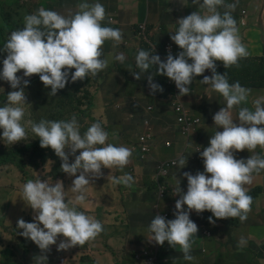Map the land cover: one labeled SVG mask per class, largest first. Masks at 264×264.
<instances>
[{"label": "clouds", "instance_id": "9594fccd", "mask_svg": "<svg viewBox=\"0 0 264 264\" xmlns=\"http://www.w3.org/2000/svg\"><path fill=\"white\" fill-rule=\"evenodd\" d=\"M192 3L202 11H193L177 20L178 30L170 38L182 51L175 57L165 44L152 54L142 44V38L146 37L140 34V40L129 37L122 41L120 29L125 28L115 20L105 2L88 3L85 0L73 13H66L51 2L46 6L51 10L37 5L25 14L23 24L19 22L9 30L0 48L6 53L0 72L2 145L3 142L14 145L28 138L22 123L24 106L28 105L24 89L29 86V80L25 78L38 75L42 88H47L46 96L54 97L69 85L95 81L99 75L116 68L118 62L125 70L129 69L136 80H141V74L149 72L152 67L157 75H161L160 80L147 75L146 85L137 91L141 99L133 98L125 105L118 102L113 106L115 111L127 112L134 118L135 129L129 132H134L137 127L142 129L134 132L135 144L121 141V134L116 130L115 139L110 137L116 145L108 143L109 134L99 122L92 123L81 134L74 115L42 119L39 123L28 121L40 147L54 151L47 154L43 169L50 164L48 174L69 178L73 182L65 191L62 181L53 184L48 179L37 178L28 180L20 189L22 204L28 212L31 208L34 216L33 222H25L22 218L16 222L18 229L22 230L18 234L38 247L31 246L26 264H54L55 257L46 256V253L50 246L57 244L60 236L64 239L57 250L64 252L94 241L103 232V225L77 207L87 201L89 188L99 187V182L93 179H111L116 185L130 188L134 183L132 175L125 173L114 177L109 175L110 169L124 170L131 164L136 170V161L140 166L147 156L159 155L163 148L175 151V157L157 161L150 174L153 193L147 192L146 198L150 201L156 197L163 199L154 192L153 185L156 184L166 187L164 200L168 202L164 210L155 213L146 224V242L155 249L154 252L146 248L153 253L151 261L141 259V254L148 253L145 249L133 255L137 259L133 258L135 263L153 264L160 252L170 255L164 261L170 260L171 264H189L204 248L205 235H223L233 224L251 220L260 197L255 193L250 196L248 192L254 188L248 190L246 186L252 184L254 174L264 171V156L257 152L248 159L244 154L243 159H236L234 153L244 150L255 153L258 147L264 150V98L254 101V110L242 106L248 102L251 90L238 81L230 84L233 80L229 76L231 69L256 59L252 51L248 53L239 35L250 26V19L244 16L237 25L232 15L233 11L238 14L237 5L225 3V0H192ZM220 8L224 9L223 13ZM246 12L243 10L242 14ZM250 13L252 15L253 11ZM217 61L225 69L219 68ZM135 66L140 70L137 73L132 71ZM206 70L209 71L205 73ZM21 71L22 77L17 75ZM197 76L202 79L201 84L210 85L211 90L218 93V102L223 98L225 106L216 113L210 105L208 117L192 110L169 121L166 115L176 111L177 90L181 97L190 95L189 86ZM4 81L13 91L8 93ZM164 93L166 98L162 101L167 103V112L166 118L162 117V133L158 135L153 121L161 117L156 115V105L158 95ZM142 100L148 103L144 104ZM130 103L141 112L129 113L127 106ZM236 108L239 110L234 119L233 109ZM199 132L204 133V141L196 140ZM164 133L170 137L163 138ZM188 147L199 152L197 161L189 160ZM187 166L193 174L186 170ZM140 167L143 176L144 167ZM172 178L177 180V186L169 198L168 183ZM177 178H182L181 186ZM101 192L104 191L99 194ZM68 193L73 194L71 198ZM96 198L92 196L91 199L96 202ZM222 227H228L227 231L223 233ZM209 242L217 243L211 239ZM244 243L242 239L240 245ZM88 254L92 260L84 264H107L98 244L90 247Z\"/></svg>", "mask_w": 264, "mask_h": 264}, {"label": "rangeland", "instance_id": "374dc122", "mask_svg": "<svg viewBox=\"0 0 264 264\" xmlns=\"http://www.w3.org/2000/svg\"><path fill=\"white\" fill-rule=\"evenodd\" d=\"M107 1L109 2V0ZM159 1H164L168 4L160 5L157 13L154 15L153 30L151 31L152 36L150 35V32L146 33L143 28L136 26V29L138 30L141 37L144 35L150 38L155 37V42L157 44L155 46L156 49H161L163 44L169 43V41H164L168 37V34L165 33L172 31L174 25L177 22V13L178 11L183 10L185 5V2H182V0ZM152 2L153 0H138L136 3H133L131 8L134 10H136L137 4L141 3V21L146 18L147 11L150 10V4ZM18 3L24 7L22 11L23 15L19 16V21L23 24L24 17L26 16L25 14L28 11L42 3L44 6H48L50 4V0H18ZM16 6V2L7 3L6 0H0V14L2 11H8L15 8ZM118 6H125V2H119ZM260 9L261 7L259 6L253 7L251 10L253 12H257ZM165 16L168 17V21L165 27H163L162 19ZM120 31L122 34H128L126 29H120ZM8 33L9 31L7 32V35ZM239 35L241 37L242 43L246 46L249 53L254 49L250 46L249 33H239ZM126 40L128 39H125L124 41ZM167 47L174 57L177 56L180 51H182L176 44L175 46L171 45ZM175 51L178 52L174 53ZM168 53L169 51L166 53V58ZM189 63H191V61H189ZM218 63L219 62L217 61V66ZM208 71L209 70H206L205 73ZM132 74L133 73L126 68L124 73L125 79L138 85L136 92H134L131 97H129V93L132 90L130 85V88L125 91L124 96L115 98V94L121 89L122 84L124 83L123 77L120 76L119 70L115 67L99 75L95 81L91 80V85L88 88L87 95H82V110H85L87 113L85 115L79 116V118L84 119L85 121L93 118L99 120L102 123H105L107 119L111 126L110 137L112 140L115 139L116 130L121 134L119 137L121 141L135 144L137 140L134 136V132L139 130L142 131V129L137 127L134 132L128 131L125 135L122 134L124 127L131 125L134 118H132L127 112H122L120 113V117L117 120V124L109 119V114L111 112H121L114 110L113 106L116 103L120 102L122 105H125L130 99H141V95L137 91H139L141 86L145 83L147 76L141 74V80H136ZM17 75L22 77L23 72H19ZM34 78V76L31 77V79ZM119 79L122 82L121 84L118 82ZM153 79L155 80V78ZM24 91L27 97V103L30 101L28 87L25 88ZM108 91H110V93H108ZM258 93L264 95V90H260ZM201 95L209 96L211 94L209 91H206L201 93ZM52 97L53 96H47L48 99H51ZM214 99L215 97L211 99V103L214 101ZM142 101L144 104L148 103L147 100ZM24 110L25 116L22 123L25 125L26 118L31 115V111L28 109V105L24 106ZM33 116L37 121H40L42 119H50L53 114L48 108H44L40 111L33 110ZM70 116L73 115L66 114L60 118ZM166 116L168 119L169 114ZM163 121L164 119H162V117H156V119L153 121L154 130L158 135H161L162 133L161 123ZM162 137L168 138L170 135L168 133H164ZM27 144V140L16 143L14 146H3L0 144V239H2L1 242L3 243L4 247L6 245H11V243L17 244L20 242L19 238L21 237L18 234L20 230L18 229L17 223L15 222L21 218L25 222L33 221V210L29 208L31 216H25L26 208L20 201V189H22V184L29 180V177L31 176L40 177L51 170V165L46 164L43 170L26 168V173L24 174L6 160H3L8 157V152L10 149H15L16 147L21 148L22 146L27 147ZM2 150L6 151L3 155H1ZM15 150H17V148ZM256 152H258V155L264 156V150L260 149L259 147L257 148ZM30 154L31 150H29L27 147V153H24L23 155L29 156ZM250 155H253V153L247 152L244 154L247 159ZM174 157L175 151L164 148L161 149L159 155L153 154L151 156H147L145 162L140 164V166L144 167L143 176L141 167L138 166V161H136V170L132 168L131 164L124 170L110 169L109 175L114 177H119L125 173L132 175L134 178V183L130 188L122 184L116 185L111 182V179H93L94 181L99 182V187L88 189L86 193L87 201L82 204V209L86 215L92 216L95 219H104L105 225L107 226V230L105 231L107 237L98 243V247L101 251V256L106 259L107 264H147L145 261L135 263L133 261V255L135 253L139 254L146 248L155 252V249H153V247H151L146 242V224L151 218L154 217L155 213L162 212L164 210L166 202H168L164 200L166 197V187L155 185L154 192L163 198L160 200H158L156 197L154 201H150L146 198V193L149 191L153 193V190L151 189L152 183L150 180V174L157 161L160 159H171ZM188 157L192 162H195L199 159L197 151L190 147H188ZM185 168L191 174H193L189 166ZM178 180H180L181 186L183 183L182 178ZM176 186L177 180L172 178L168 183V188L170 189L168 192L169 198L173 193H175ZM258 186L264 187V177L258 179L257 185L246 187L248 190H251ZM100 191L104 192L99 194ZM92 196H97L96 199L99 201V205L91 199ZM125 196L128 197L127 200L132 203L128 208L131 217L125 219L128 225L127 228L120 231V225H117V221L121 218H124L121 203L125 200ZM8 205H10L9 210ZM135 213H139L141 217H137ZM215 229L219 228L216 227ZM218 232H221V230H218ZM109 238L115 240V246L108 247L107 241ZM209 239L216 241L217 244L214 242L210 243ZM242 239L245 241V243L240 245V241ZM204 245L205 248L200 249L197 259L189 263L215 264L216 261L219 260L216 264H264V195L258 199L256 209L248 223L243 222L241 225L234 226L229 229V233H224L223 235H214V233L212 235H205ZM104 248L106 249L107 253L103 251ZM237 251L243 252L245 255L236 257L234 253ZM83 254H86V251H83ZM247 255H250L252 259L248 261ZM91 260L92 259L90 257H82L81 250H66L63 255L55 257L54 264H80L82 262H89Z\"/></svg>", "mask_w": 264, "mask_h": 264}, {"label": "trees", "instance_id": "16d2710c", "mask_svg": "<svg viewBox=\"0 0 264 264\" xmlns=\"http://www.w3.org/2000/svg\"><path fill=\"white\" fill-rule=\"evenodd\" d=\"M155 2H152L150 4V13H151V24L144 25L143 28L146 33L150 32L153 30V21H154V15L157 13L158 8L162 4H168L166 2H161L157 0H153ZM184 0H182L183 2ZM7 3L11 2H16L17 6L13 9H10L8 11H2L0 14V48L1 46L5 43L6 37H7V32L11 29H13L20 21H19V16L23 15L22 11L24 7L22 5H19L18 0H6ZM202 2V1H201ZM252 2L253 0H225V3H235L238 8V14L235 13L234 11L232 12V15L234 19L237 22V25L240 24V20L244 17L247 16L249 19L252 17L250 11L252 9ZM192 2L186 1L185 7H193ZM40 7H44L46 9V6L44 4H39ZM155 10V12H154ZM246 10V14H242V11ZM219 11L223 13L224 9L220 8ZM186 14L183 10L178 11L177 13V20L180 18L184 17ZM168 21V17H164L162 19V26L165 27L166 23ZM152 28V29H151ZM172 32V31H170ZM145 36V35H144ZM152 36V35H151ZM130 36L129 34H123L122 35V41L125 39H128ZM146 39L142 38V44L148 49L149 52L154 54L155 51V46L157 45L156 42L148 37L145 36ZM175 46L173 44L167 43L165 46ZM164 46V44L162 45ZM163 48V47H162ZM6 58V53L3 51H0V72H2L3 69V60ZM219 62V61H218ZM242 62V60L240 61ZM239 62V63H240ZM116 68L120 72V76L123 77L124 83L122 84L121 89L115 94V98L124 96L125 91H127L130 88L131 85V92L129 93V97L136 92V89L138 88V85L134 82H129L125 79L124 73H125V68L123 67L121 62H118ZM219 68H223V64L219 62ZM229 69V68H228ZM227 70V69H226ZM132 71L134 73L139 72L140 70L135 66ZM22 72V71H21ZM145 74L146 76L152 75L156 78V80L161 79V75H157V72L155 71V68L152 67L149 69V72L147 73H142ZM229 76L233 80L230 82V84L239 82L241 86L250 89V94L248 97V102L242 106L248 107L251 110H254V101L260 98H264V95L259 94L258 92L260 90H264V57L259 58V59H250L248 61L243 62L239 67L231 69L229 71ZM34 79L28 78L29 80V86H28V92H29V97L30 101L27 102L28 104V109L31 111V115L27 117L26 123H25V128L28 133V138L27 140L29 141L28 144V149L31 150V154L29 156H24V153H27V147L22 146L21 148L16 147L17 150L14 148L10 149L8 152V157L3 159L6 160L8 163L16 167L21 173H26V168H31V169H40L43 170V164L46 163L48 159L47 154H53L54 151L51 148H41L40 147V141L39 139L31 132V126L28 123V121H32L34 123H39L34 116H33V110L34 111H40L44 108H48L53 116L51 117L52 119L62 117L66 114H72L76 117L79 125H80V132L83 134L87 128L92 124L99 122L101 125L104 127L105 131L108 132V143H112L116 145L115 141H112L110 139V131H111V126L109 121L106 119L105 123L100 122L99 120L96 119H80L79 116L85 115L87 112L85 110H82V104H83V97L82 95H87L88 88L91 85V81H86L85 83H80V84H74V85H69L66 89L60 91L56 96L52 97L51 99H48L46 97L45 91L43 90L42 86L43 83L41 82L40 78L38 75H34ZM119 78V77H117ZM165 78H167L165 76ZM202 79L200 76H197L194 78L192 84L189 86L191 89V94L187 96H179V90H177V98H176V111L173 113H169L168 120L173 121L178 117V115L182 112H190L192 110H196L199 112H202L205 117H208L210 115V108L212 105L213 111L216 113L220 110L221 107L225 106V101L221 97L219 102L217 99V94L216 92L211 90L210 85H204L201 84L200 81ZM3 81V80H2ZM155 81V80H154ZM5 82V81H4ZM119 84L122 82L120 79L118 80ZM8 87V93L13 91L11 89L10 85L5 82ZM146 85V81L142 86ZM142 86L140 89H142ZM206 91H209L211 95L209 96H203L201 93H204ZM110 93V91H108ZM215 97L214 101L211 103V99ZM164 98H166V93L158 95L157 97V105H156V115L161 116L163 118H166L165 114L167 112V103L162 101ZM161 100V101H160ZM151 103L154 104L153 99H151ZM39 106V108H38ZM37 107V108H36ZM238 108L233 109V118H237V113H238ZM127 111L132 114H139L141 110L139 108L134 107L133 103H130L127 106ZM120 117V112H111L109 114V119L111 121H114L115 124H117V120ZM239 123V121L237 120ZM135 129V126L129 125L125 126L123 129V134L125 135L127 131H133ZM204 133L199 132V134L196 136L197 141H204ZM70 150H66V152H69ZM6 151L2 150L1 155H3ZM76 154H79L77 152ZM2 160V159H1ZM37 178H40L42 181L47 180L49 183L55 184L57 181H62L65 191H68L70 187L72 186L73 180L69 178H59L57 176L45 173L40 177L36 176H31L29 177V180H35ZM28 181V180H27ZM25 181V183L27 182ZM23 183L22 186L25 184ZM155 185H153V188L155 189ZM21 186V188H22ZM256 194L258 197H262L264 195V187L263 186H258L254 188L253 190L249 191L248 194L250 196ZM72 193H68L69 198L72 197ZM166 197H167V192H166ZM165 197V198H166ZM67 202V201H65ZM78 210L83 211L82 205H78ZM10 208V205H8V210ZM84 212V211H83ZM27 216L30 217V213L26 209ZM234 218H230V220H233ZM99 220L102 225H103V232L94 240L86 243L84 246H76L73 248L68 249L69 251L71 250H81L82 251V257H90L88 254V249L90 247H93L97 245L100 241L106 238V233L105 231L107 230V226L105 225L104 219H97ZM3 222V221H2ZM33 222V221H32ZM16 223V222H15ZM241 225L240 222H237L233 224L234 226ZM42 227V225H41ZM228 227H222L223 233L227 231ZM22 231V230H20ZM19 231V232H20ZM18 232V233H19ZM229 233V231H228ZM21 238L20 242L17 244H12L11 245H6L4 247L3 243L1 242L2 239H0V264H26L27 263V254L32 251V247L38 248L31 240L25 239L22 235H19ZM64 238L62 236L57 238V244L50 246V251L46 253V256H51V257H56L63 255L65 252L64 251H58L57 247L58 244L63 240ZM32 246V247H31ZM83 251H86V254H83ZM145 251L148 252V249ZM234 255L236 257L238 256H244L245 253L243 252H235ZM153 256V253H146V254H141V259L148 260L149 262L151 261V258ZM170 255L169 254H163V253H158L157 254V259L153 262V264H171L170 260L164 261L165 258H168ZM134 260L136 261V256L133 257ZM252 257L250 255H247V260H251ZM219 260L216 261L218 263ZM193 262V261H192ZM215 263V264H216ZM81 264V263H80ZM84 264V262H82ZM189 264H197V263H189Z\"/></svg>", "mask_w": 264, "mask_h": 264}, {"label": "crops", "instance_id": "0c3cea01", "mask_svg": "<svg viewBox=\"0 0 264 264\" xmlns=\"http://www.w3.org/2000/svg\"><path fill=\"white\" fill-rule=\"evenodd\" d=\"M123 1L125 2V6L123 7L118 6L119 2H123ZM137 1L138 0H114V1L109 0L108 2L107 0H86V2L88 3H97V2L107 3L109 6V11L111 12L112 16L115 18L117 22H119L122 26H124L129 36L132 37L134 40H140L138 38L139 32L136 29V26L143 27L144 25H146V23L151 24L152 20L150 17L151 13L149 10L147 11L146 18H144V20L141 21V3L137 4L136 10L131 8L133 3H136ZM186 1L192 2V0H184L185 3ZM253 1H254L255 7L260 6L261 9L257 12H253L252 17L250 18V26L243 31V34L249 33L250 46L254 48L253 50H251L252 55L254 56V58L258 59V58L264 57V12H263L264 0H253ZM50 2L60 6L61 9L65 11L66 13H73L77 10V5L81 2H85V0H50ZM161 2H164V1H161ZM192 6L193 7L184 6L183 11L186 14L184 17L190 15L193 11L200 10L197 8V6L193 4ZM177 30H178V25L175 24L172 29V32L165 33V34H168V37L164 41H169L170 44L175 45V43L171 40L170 35L176 32ZM151 38L155 41V37H151ZM43 90L45 91V94L47 95V88L44 87ZM3 145L4 146H14V145L6 144L4 142H3ZM247 152H248L247 150H244L241 152H235L234 156L236 159H243L242 155ZM256 153L257 152L253 153V155H255ZM261 177H264V171H261L259 174H254V179L251 185H257V181ZM251 185H247V186H251ZM127 198L128 197L125 196V200L121 203V207L123 208L122 213L124 215V218H121L117 221V225H120V231L127 228V223L125 219L130 217V212L128 211V208L132 203L129 202ZM20 201H21V198H20ZM96 203L99 205L98 200H96ZM107 245L108 247L115 246V240L109 238V240L107 241ZM114 248H117V247H114ZM103 250L105 253H107L105 248ZM175 264H180V263H175Z\"/></svg>", "mask_w": 264, "mask_h": 264}, {"label": "built area", "instance_id": "2783aa9c", "mask_svg": "<svg viewBox=\"0 0 264 264\" xmlns=\"http://www.w3.org/2000/svg\"><path fill=\"white\" fill-rule=\"evenodd\" d=\"M197 153H199V152L197 151Z\"/></svg>", "mask_w": 264, "mask_h": 264}]
</instances>
